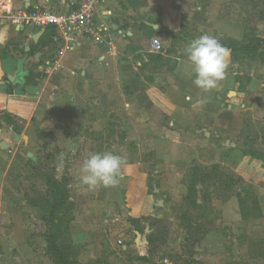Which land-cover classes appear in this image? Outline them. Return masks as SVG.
Instances as JSON below:
<instances>
[{"label": "rangeland", "instance_id": "1", "mask_svg": "<svg viewBox=\"0 0 264 264\" xmlns=\"http://www.w3.org/2000/svg\"><path fill=\"white\" fill-rule=\"evenodd\" d=\"M126 1L135 14L121 12L126 3L119 0L112 19L135 28L149 13L139 11L146 0ZM193 4L201 8L193 21L182 16L180 31L166 28L162 53L151 52L153 29L137 43L114 34L110 50L122 66L115 110L59 118L57 134L32 148L26 142L33 133L0 148L4 212L22 222L37 256L51 258L54 233L73 264H264V0ZM208 28L230 58L224 78L205 92L194 72L177 68ZM230 90L241 98L233 102ZM33 126L40 131L36 120ZM104 151L123 159L120 181L89 189L81 183L83 162ZM53 179L62 185L58 203ZM73 229L87 234L85 245L73 241Z\"/></svg>", "mask_w": 264, "mask_h": 264}, {"label": "crops", "instance_id": "2", "mask_svg": "<svg viewBox=\"0 0 264 264\" xmlns=\"http://www.w3.org/2000/svg\"><path fill=\"white\" fill-rule=\"evenodd\" d=\"M67 1L0 0V10L3 15L7 16L40 3L65 5ZM124 1L126 9L121 12L135 14L133 6L128 1ZM118 3L119 0H104L102 4L103 13L108 22L112 24L115 35L121 36L125 41L129 37L137 43L144 37V32L153 29L154 37L163 42L165 50L170 40L166 34V28L174 29L176 32L180 31L182 16L188 21H193V10L197 8L193 4L194 0H146V7L139 11L149 13L144 20L138 22L137 27L133 28V26L122 27L124 20L121 16L118 22L112 19ZM124 18L134 23L129 17ZM220 27L223 28L222 25ZM200 30L203 32V29ZM227 30L232 33L234 31L230 28ZM209 31V28L206 29L204 35H209ZM55 36L54 29L15 27L8 18H0V82H5L0 85V131L1 141L9 145L10 149L14 148L15 142L23 140L25 134L33 133V136L29 137L26 142L27 148H32L44 140L39 136L41 132L56 135L55 124L59 118H88L91 116L102 118L106 114L101 109L115 110L120 101L122 66L115 62L116 53L106 46H97L84 40L74 50L61 54L59 53L60 45L55 41ZM199 37L200 34L196 39ZM133 70L137 69L133 68ZM17 71L23 72V79L16 84L9 83L8 76L14 75ZM177 71L193 73L188 56L180 61ZM257 81H252L251 85L255 86ZM235 83L238 85L240 82L235 81ZM229 86H232V79L228 82L225 80L220 87L224 90ZM260 86H263V83ZM250 90L247 89L248 94ZM231 92L234 91L230 90L228 97ZM136 93L137 97L142 96L138 95L141 91ZM235 93L238 97L233 102L242 96L239 91ZM91 102L94 104L93 109L86 110L87 105L91 106ZM248 105V103L244 104V107L247 109ZM35 120L40 125V131L33 130ZM5 156L1 155L0 158H5ZM126 170L124 172L127 173ZM2 183L0 167V231H6L0 237V264H11L13 261L16 262L15 264H41V260L52 263L51 259L35 254L34 246L29 243L22 222L10 215L7 217L5 214L4 211L7 208L3 200ZM133 209L134 214H137V210L140 212L139 215L144 214L140 206H135ZM72 233L73 241L85 245L87 234L83 229H73ZM95 251L97 252L98 249ZM89 258L92 257H88L87 261L91 260ZM97 258L99 255L93 259Z\"/></svg>", "mask_w": 264, "mask_h": 264}, {"label": "built area", "instance_id": "3", "mask_svg": "<svg viewBox=\"0 0 264 264\" xmlns=\"http://www.w3.org/2000/svg\"><path fill=\"white\" fill-rule=\"evenodd\" d=\"M103 2L104 0H68L65 5L40 3L7 16L0 10V18H8L15 27L54 29L55 41L60 45L61 54L74 50L84 40L111 48L114 46L115 30L103 13ZM164 50L163 42L154 37L151 52L158 54ZM119 244L123 245V241H119Z\"/></svg>", "mask_w": 264, "mask_h": 264}, {"label": "clouds", "instance_id": "4", "mask_svg": "<svg viewBox=\"0 0 264 264\" xmlns=\"http://www.w3.org/2000/svg\"><path fill=\"white\" fill-rule=\"evenodd\" d=\"M185 51L195 74L194 85L205 92L215 89L225 76L229 50L215 37L202 35L192 40ZM123 163L121 156L111 151L92 154L82 165V185L89 189L116 186Z\"/></svg>", "mask_w": 264, "mask_h": 264}, {"label": "trees", "instance_id": "5", "mask_svg": "<svg viewBox=\"0 0 264 264\" xmlns=\"http://www.w3.org/2000/svg\"><path fill=\"white\" fill-rule=\"evenodd\" d=\"M253 53H256V51H251ZM39 136L42 139L51 138L54 135L51 133H39ZM49 184L51 185L52 189L55 190L54 197L56 199V202H59V199H63L62 195H59V192L61 191L62 185L60 184L59 180L53 179L49 181ZM58 194H57V193ZM47 242L49 243L48 252L51 256V261L53 264H73L70 253V248H59L57 244V236L52 233L51 236L47 238Z\"/></svg>", "mask_w": 264, "mask_h": 264}, {"label": "water", "instance_id": "6", "mask_svg": "<svg viewBox=\"0 0 264 264\" xmlns=\"http://www.w3.org/2000/svg\"><path fill=\"white\" fill-rule=\"evenodd\" d=\"M22 75H23L22 71H17L14 73V75L8 76V82L16 84L17 82H19L20 80L23 79ZM2 84H5V82H0V85H2ZM235 94H236L235 92H231L230 97L235 95ZM219 98H221V97H219ZM0 148L3 150H9L10 149L9 145H7L4 141H1V131H0ZM138 241H139V239H138Z\"/></svg>", "mask_w": 264, "mask_h": 264}]
</instances>
